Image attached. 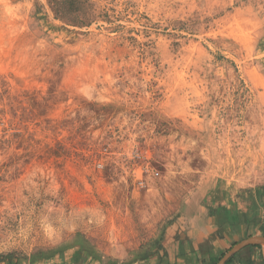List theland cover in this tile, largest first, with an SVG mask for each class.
I'll return each mask as SVG.
<instances>
[{
    "label": "rangeland",
    "instance_id": "374dc122",
    "mask_svg": "<svg viewBox=\"0 0 264 264\" xmlns=\"http://www.w3.org/2000/svg\"><path fill=\"white\" fill-rule=\"evenodd\" d=\"M253 187L264 0H0V264H176L188 203Z\"/></svg>",
    "mask_w": 264,
    "mask_h": 264
},
{
    "label": "crops",
    "instance_id": "0c3cea01",
    "mask_svg": "<svg viewBox=\"0 0 264 264\" xmlns=\"http://www.w3.org/2000/svg\"><path fill=\"white\" fill-rule=\"evenodd\" d=\"M204 197L189 202L185 213L168 228L170 238L163 251L170 263L217 264L241 241L264 237V189H235ZM227 262L264 264V247L243 248Z\"/></svg>",
    "mask_w": 264,
    "mask_h": 264
},
{
    "label": "water",
    "instance_id": "95a60500",
    "mask_svg": "<svg viewBox=\"0 0 264 264\" xmlns=\"http://www.w3.org/2000/svg\"><path fill=\"white\" fill-rule=\"evenodd\" d=\"M262 246L264 247V237H250L248 239H245L241 241L240 243L236 244L233 248H231L220 260L217 264H225V262L237 253L238 251L242 250L243 248H246L248 246Z\"/></svg>",
    "mask_w": 264,
    "mask_h": 264
},
{
    "label": "trees",
    "instance_id": "16d2710c",
    "mask_svg": "<svg viewBox=\"0 0 264 264\" xmlns=\"http://www.w3.org/2000/svg\"><path fill=\"white\" fill-rule=\"evenodd\" d=\"M229 262V261H228ZM228 262L226 264H228Z\"/></svg>",
    "mask_w": 264,
    "mask_h": 264
}]
</instances>
